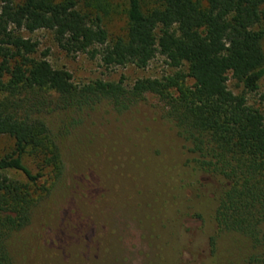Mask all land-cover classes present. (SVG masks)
Listing matches in <instances>:
<instances>
[{"label": "trees", "instance_id": "16d2710c", "mask_svg": "<svg viewBox=\"0 0 264 264\" xmlns=\"http://www.w3.org/2000/svg\"><path fill=\"white\" fill-rule=\"evenodd\" d=\"M40 29L104 67L144 69L160 55L172 71L130 87L76 84L21 33ZM263 78L264 0H0V138L11 141L0 151V264H16L12 242L63 174L41 115L103 101L121 112L146 94L162 102L188 152L156 173L126 166L132 182L149 174L163 264H214L226 232L245 240L235 264H264V115L247 96Z\"/></svg>", "mask_w": 264, "mask_h": 264}, {"label": "rangeland", "instance_id": "374dc122", "mask_svg": "<svg viewBox=\"0 0 264 264\" xmlns=\"http://www.w3.org/2000/svg\"><path fill=\"white\" fill-rule=\"evenodd\" d=\"M119 26L114 22L110 31ZM21 33L37 41L38 53L47 52L51 66L67 70L76 84L123 79L130 87L137 79L160 78L172 71L160 55L144 69L104 67L98 57L67 54L46 29ZM228 87L240 91L232 80ZM247 96L264 115V78ZM163 110L155 95L146 94L143 101L121 112L103 101L91 108L41 115L59 148L64 170L35 208L31 224L12 242L16 264H163L160 227L149 202V174H137V182H132L126 169L132 164L156 173L162 162L173 165L188 157L186 144L164 120ZM10 145L9 139L0 138V151ZM244 246L240 235L223 233L214 264L237 263Z\"/></svg>", "mask_w": 264, "mask_h": 264}]
</instances>
